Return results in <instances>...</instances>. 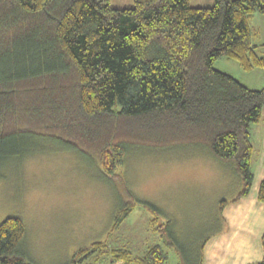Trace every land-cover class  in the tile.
<instances>
[{
	"label": "trees",
	"instance_id": "16d2710c",
	"mask_svg": "<svg viewBox=\"0 0 264 264\" xmlns=\"http://www.w3.org/2000/svg\"><path fill=\"white\" fill-rule=\"evenodd\" d=\"M255 12L264 14L262 0H134L121 8L110 0H0V165L34 153L25 152L26 138L42 135L93 157L124 187L126 146L198 143L240 176L231 201L247 196L251 124L261 119L264 87L250 88L213 65L227 57L245 70L264 68V43L252 41L249 24ZM126 192L131 200L120 204L110 231L137 204ZM257 199L264 204V178ZM140 204L152 214L147 225L158 241L140 255L94 241L71 264L90 257L168 264L167 248L181 254L158 209ZM24 235L20 217L0 222V264H30ZM262 246V258L248 264H264V233ZM202 257L201 247L199 264ZM178 264L189 263L182 255Z\"/></svg>",
	"mask_w": 264,
	"mask_h": 264
},
{
	"label": "rangeland",
	"instance_id": "374dc122",
	"mask_svg": "<svg viewBox=\"0 0 264 264\" xmlns=\"http://www.w3.org/2000/svg\"><path fill=\"white\" fill-rule=\"evenodd\" d=\"M214 1L190 0V4L211 6ZM110 5L131 7L134 0H110ZM249 24L256 31L252 41L264 43V14L255 12ZM213 66L250 88L264 87V68L245 70L227 57L216 59ZM263 108V122L251 124L253 173L263 163L259 157L264 150ZM24 147L25 152L34 153L0 165V222L11 215L22 219L21 248L30 264H71L80 247L105 239L112 247H126L132 255H140L148 244L158 241L148 229L152 214L140 204L144 201L158 209L159 223L176 238L181 254L167 248L168 264H178L182 255L189 264H199L204 240L225 224L220 201L233 199L242 187L231 163L215 159L198 143L126 146L121 169L124 187L106 177L93 157L69 150L50 137L30 136ZM253 184L247 196L253 194ZM129 190L137 204L110 231L120 204L131 200ZM255 200L261 203L257 188ZM111 263L108 257L98 261L90 257L81 264Z\"/></svg>",
	"mask_w": 264,
	"mask_h": 264
},
{
	"label": "crops",
	"instance_id": "0c3cea01",
	"mask_svg": "<svg viewBox=\"0 0 264 264\" xmlns=\"http://www.w3.org/2000/svg\"><path fill=\"white\" fill-rule=\"evenodd\" d=\"M262 118L263 114L260 122H263ZM261 145L264 147V140ZM259 157L263 159V163L261 160L259 169L254 173L255 182L252 183L257 192L259 183L264 178V150ZM255 189L251 196L241 197L237 201L229 199L223 207L221 216L226 225L204 241L202 264H246L262 258L264 204L255 200Z\"/></svg>",
	"mask_w": 264,
	"mask_h": 264
}]
</instances>
